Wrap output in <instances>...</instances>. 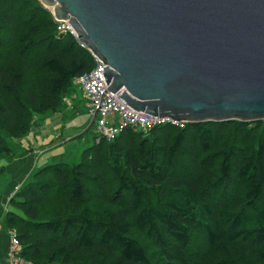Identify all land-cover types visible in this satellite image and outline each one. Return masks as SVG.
Masks as SVG:
<instances>
[{
	"label": "trees",
	"instance_id": "trees-1",
	"mask_svg": "<svg viewBox=\"0 0 264 264\" xmlns=\"http://www.w3.org/2000/svg\"><path fill=\"white\" fill-rule=\"evenodd\" d=\"M94 67L39 0H0V158ZM91 134L74 161L41 168L9 200L1 226L23 261L264 264V121L128 129L100 143L94 125L78 139Z\"/></svg>",
	"mask_w": 264,
	"mask_h": 264
},
{
	"label": "water",
	"instance_id": "water-1",
	"mask_svg": "<svg viewBox=\"0 0 264 264\" xmlns=\"http://www.w3.org/2000/svg\"><path fill=\"white\" fill-rule=\"evenodd\" d=\"M40 2L133 110L180 124L264 121V0Z\"/></svg>",
	"mask_w": 264,
	"mask_h": 264
},
{
	"label": "crops",
	"instance_id": "crops-1",
	"mask_svg": "<svg viewBox=\"0 0 264 264\" xmlns=\"http://www.w3.org/2000/svg\"><path fill=\"white\" fill-rule=\"evenodd\" d=\"M85 101V104H80L76 95L71 97L69 104L77 106L76 112H80L76 118L70 119L67 112L42 117L24 138L13 143V159L0 158L3 161L0 174L6 176L4 189L0 188V264H9V232L1 226L9 200L47 162L60 160L66 152L72 150L76 156L80 154L83 148L78 138L88 129L87 119L92 118L87 112L90 110L88 102Z\"/></svg>",
	"mask_w": 264,
	"mask_h": 264
},
{
	"label": "built area",
	"instance_id": "built-area-1",
	"mask_svg": "<svg viewBox=\"0 0 264 264\" xmlns=\"http://www.w3.org/2000/svg\"><path fill=\"white\" fill-rule=\"evenodd\" d=\"M46 9L50 11L55 22L58 24V31L60 33L72 35L80 47L86 49V47L79 42L78 36L69 22L56 20L54 10L49 8ZM90 54L95 60L94 69L89 74L77 78L74 84L84 93L91 116L93 117L94 113L97 112L95 123L96 134L98 136L97 143H100L101 140H107L108 142L114 141L121 133L128 129L147 133L151 129L159 126L168 124L180 125V123L170 118H159L137 112L121 100L119 97L120 93L113 94L109 92L103 69L108 66L102 63L91 52ZM9 237V264H31L23 261L19 256L20 243L16 233H9Z\"/></svg>",
	"mask_w": 264,
	"mask_h": 264
},
{
	"label": "rangeland",
	"instance_id": "rangeland-1",
	"mask_svg": "<svg viewBox=\"0 0 264 264\" xmlns=\"http://www.w3.org/2000/svg\"><path fill=\"white\" fill-rule=\"evenodd\" d=\"M76 95V97H77V101L80 103V104H85V96H84V93L82 92V90L80 89V88H78V86H74V88H73V91L71 92V94L66 98V100H65V102H66V104H65V107L63 108V110L60 112V113H62V112H67L70 116V119H73V118H76L77 117V112H76V109L78 108L77 106L76 107H74V105L73 104H69V100H71V97H74ZM69 111V112H68ZM53 113H49V114H47V115H42V116H36L35 117V119H34V123L33 124H35L37 121H41L42 119V117H47V116H51ZM252 123H255V122H252ZM92 125V118L90 119V118H88L87 119V127H88V129H87V131H90V129H92L93 128V126H91ZM34 126V125H33ZM86 131V132H87ZM92 140H93V134H91V135H89L85 140H83V142H81L79 139H78V141L81 143V145H83V147H85V148H87V147H89L91 144H92ZM13 143H15L16 142V140L15 141H12ZM14 145V144H13ZM78 156V155H77ZM77 156L75 155V153L73 152V150H72V152H66L65 154H64V157L65 158H67L65 161L66 162H71V161H74L76 158H77ZM2 159H0V166L1 165H3L2 163H3V161H1ZM77 161V160H76ZM51 163H53V161H49V162H47V164H46V166L47 165H49V164H51ZM45 167V166H44ZM4 181L6 182V176H5V174L4 173H2V174H0V188H1V190H3L4 189Z\"/></svg>",
	"mask_w": 264,
	"mask_h": 264
}]
</instances>
